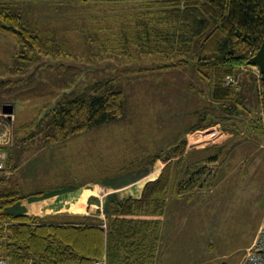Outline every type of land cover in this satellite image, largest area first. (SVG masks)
I'll list each match as a JSON object with an SVG mask.
<instances>
[{
    "label": "rangeland",
    "instance_id": "obj_1",
    "mask_svg": "<svg viewBox=\"0 0 264 264\" xmlns=\"http://www.w3.org/2000/svg\"><path fill=\"white\" fill-rule=\"evenodd\" d=\"M4 1L34 32L64 48L20 59L17 35L0 30V150L7 154L0 192L45 196L11 210L96 224L108 235L118 218L111 204L141 198L145 185L171 165L168 187L156 198L163 212L150 207L126 216L139 230L146 264H241L264 220L258 67L243 65L227 75L224 84L235 94L217 100L196 66L200 40L182 42L181 31L160 20L167 1ZM114 90L125 95L120 118L52 138L50 112L59 102ZM6 103L14 105L10 120L2 113ZM182 143L184 152L175 155ZM203 166L196 175L202 186L179 194ZM57 194L49 205L38 201ZM0 255L11 259L5 248Z\"/></svg>",
    "mask_w": 264,
    "mask_h": 264
},
{
    "label": "trees",
    "instance_id": "obj_2",
    "mask_svg": "<svg viewBox=\"0 0 264 264\" xmlns=\"http://www.w3.org/2000/svg\"><path fill=\"white\" fill-rule=\"evenodd\" d=\"M164 1L170 6L160 20L173 26L175 33L180 30L182 42L200 40L196 66L201 77L212 82L214 98H233L235 88L226 86L224 81L227 75H237L241 66H250L249 59L262 44L264 0ZM4 2L0 0V30L17 35L22 49L20 59L33 61L38 53L62 52V44L34 32L25 24L20 13L13 12ZM171 37L169 33L167 38ZM261 81L264 86L262 75ZM124 107L125 95L121 90L61 101L50 112L53 119L52 138L65 139L114 121L123 115ZM183 147L184 143L181 149L174 148L173 153L182 154ZM179 162H183L182 157ZM171 167L166 166L158 179L145 185L141 198H128L121 204H111L114 207L111 212L118 218L108 235L96 224L58 223L11 210L24 199L45 197L42 192H0V237L5 233L4 228L9 233L5 242L0 240V250L6 249L13 264H26L29 260L37 264H91L94 259L103 258L106 250L109 264H146L145 256L140 252L144 248L143 241L137 238L139 230L126 216L139 209L152 208L153 213L156 210L163 212L164 203L157 199L168 187ZM202 169H196L193 177L201 171L203 173L205 166ZM196 179H186L178 189L179 194L201 187L203 182L199 183V177ZM5 223L7 226H4Z\"/></svg>",
    "mask_w": 264,
    "mask_h": 264
},
{
    "label": "built area",
    "instance_id": "obj_3",
    "mask_svg": "<svg viewBox=\"0 0 264 264\" xmlns=\"http://www.w3.org/2000/svg\"><path fill=\"white\" fill-rule=\"evenodd\" d=\"M231 78V76H229ZM7 172V154L0 150V173ZM0 264H13L11 260L0 255ZM37 264V263H30ZM91 264H109L107 257L94 259ZM241 264H264V220L262 221L257 235L247 250Z\"/></svg>",
    "mask_w": 264,
    "mask_h": 264
},
{
    "label": "water",
    "instance_id": "obj_4",
    "mask_svg": "<svg viewBox=\"0 0 264 264\" xmlns=\"http://www.w3.org/2000/svg\"><path fill=\"white\" fill-rule=\"evenodd\" d=\"M248 63L250 65L258 67L260 74L262 75V78L264 80V39L256 54L249 59ZM2 110L4 113L8 114L9 117H12L14 114V105L8 103L3 104Z\"/></svg>",
    "mask_w": 264,
    "mask_h": 264
},
{
    "label": "crops",
    "instance_id": "obj_5",
    "mask_svg": "<svg viewBox=\"0 0 264 264\" xmlns=\"http://www.w3.org/2000/svg\"><path fill=\"white\" fill-rule=\"evenodd\" d=\"M2 113H4L3 111H2ZM5 114V113H4ZM13 117V116H12ZM12 117H9L8 116V119L10 120V119H12ZM187 194H185V198H190V195H187ZM59 195L57 194V195H55L54 197H50V198H45V199H42V200H38L39 202H42V204H44V205H49L50 204V201H55L54 199H56L57 197H58ZM54 198V199H53ZM61 197H58V199H60Z\"/></svg>",
    "mask_w": 264,
    "mask_h": 264
}]
</instances>
